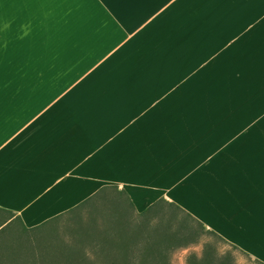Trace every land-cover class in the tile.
Listing matches in <instances>:
<instances>
[{"label":"crops","instance_id":"obj_1","mask_svg":"<svg viewBox=\"0 0 264 264\" xmlns=\"http://www.w3.org/2000/svg\"><path fill=\"white\" fill-rule=\"evenodd\" d=\"M263 10L264 0H0V229L35 228L115 186L134 212L164 198L264 264ZM163 99L186 113L185 133L153 147L115 139ZM183 138L201 159L171 182L163 159L175 149L171 167L188 160Z\"/></svg>","mask_w":264,"mask_h":264},{"label":"rangeland","instance_id":"obj_2","mask_svg":"<svg viewBox=\"0 0 264 264\" xmlns=\"http://www.w3.org/2000/svg\"><path fill=\"white\" fill-rule=\"evenodd\" d=\"M263 12L264 10L258 13L260 15ZM248 13L254 14V11H248ZM232 94L236 95L238 92L234 91ZM168 102L169 100L166 103V99H163L150 105L145 112L141 113L138 120L123 132L118 133L115 139L130 134L144 135L148 137L152 147L154 146L153 143L159 141L163 144L174 142L175 139L171 137L172 134L186 132L182 128V123L177 121L179 116H184L186 113H181L176 109L177 105L174 107L175 110ZM252 106L254 107V105ZM122 124L123 122H119L117 126ZM239 128L240 126L230 125L225 129L236 131ZM195 142L192 145L183 138L177 145L188 157L187 161L183 160L178 166L171 167L169 163L175 149H170L166 153L163 162L167 164V170L172 173L171 182L189 172L192 164L201 159L200 155L199 157L191 155L190 149L196 148ZM220 143L219 139H213L210 146L217 148ZM146 169L147 172L154 170L149 164L146 165ZM118 202H121L120 196L114 190L108 189L98 198L92 197L76 208L51 218L35 228L23 229L16 219L11 221L0 229V264H61L67 258L69 260L76 259L80 255L88 263L114 264V260H119L116 249L114 252V238L116 236L114 217L118 214V211H114V204L116 205ZM128 218V225L131 227L138 224L139 219L132 213ZM158 218H162L161 222L164 225H169L171 230L180 232L179 236L182 235V237L188 236L185 234L187 230L182 223L190 224L193 229L192 237L195 238V241L168 252L167 257L170 264H187L186 260L190 255L193 254L196 257L201 255L203 245L206 243L214 248L215 255L219 260L218 264L229 262V260L233 264H255L239 255L237 249L206 233L203 226L190 220H183L178 212L165 211L163 215L154 216L152 221ZM142 223L140 222V224ZM152 223L151 221L147 222L148 226ZM68 249V257L60 254L67 252ZM128 252L131 261L141 260L143 253H145V240L140 238L136 243H132Z\"/></svg>","mask_w":264,"mask_h":264},{"label":"trees","instance_id":"obj_3","mask_svg":"<svg viewBox=\"0 0 264 264\" xmlns=\"http://www.w3.org/2000/svg\"><path fill=\"white\" fill-rule=\"evenodd\" d=\"M110 189L114 190L121 199V202H118L116 205L114 204V211H118L117 216L114 217L116 228V230L114 231V233L116 234L114 238V252L116 249V253L118 254L119 259L118 261L114 260V264H170L168 262L167 255L171 249L179 246H184L195 241V238L192 237L193 229L190 224H187L185 222L182 223L183 227L187 230L185 234L188 235L187 237H182V235L179 236L180 232H178L177 230H171L169 225H164L161 222L162 218H158L152 221L154 216H157L158 214L163 215V212L165 211H171L178 212L185 221L190 220L202 226L200 222L196 221L189 213L184 211L177 204L168 202L164 198H158L147 205L142 211L134 212L132 202L123 190H117L115 186L113 188L111 187ZM105 191L106 190H101L100 195ZM89 199L90 198L87 197L86 199H84V201H82V203H85ZM131 213L139 219V221H137L138 224L134 225V227L128 225V217ZM148 221H151L153 223L148 226ZM2 222H4L3 218H1L0 224ZM140 222L143 223L140 224ZM117 227H119L120 229ZM205 232L225 243V241L213 231L205 229ZM140 238H143V240H145V253H143V258L141 260L131 261L129 259L128 252L130 245L132 243H136ZM230 246L236 249L235 246ZM60 254L62 256L68 257L69 249L67 250V252H61ZM82 257L83 256L80 255V257L78 256L76 257V259L72 258L70 260L67 258V260H63L64 262H62L61 264H95L94 262H86ZM186 262L187 264H216L217 262L219 263V260L215 255L214 248L206 243L203 245L201 255L199 257H196L192 254L187 258ZM223 264L233 263L231 262V260H229V262L227 261Z\"/></svg>","mask_w":264,"mask_h":264}]
</instances>
